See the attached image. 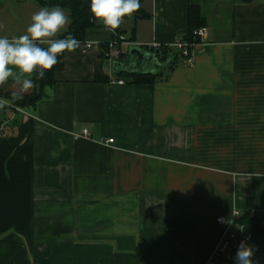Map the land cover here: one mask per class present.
<instances>
[{"label": "crops", "instance_id": "obj_1", "mask_svg": "<svg viewBox=\"0 0 264 264\" xmlns=\"http://www.w3.org/2000/svg\"><path fill=\"white\" fill-rule=\"evenodd\" d=\"M191 3L208 29L194 63L131 83L130 46L154 54L137 70L156 72L153 47L176 49ZM140 4L150 18L88 29L102 47L65 52L35 108L0 109V264H206L219 216L264 218V0ZM42 7L0 0V36L25 34Z\"/></svg>", "mask_w": 264, "mask_h": 264}, {"label": "clouds", "instance_id": "obj_2", "mask_svg": "<svg viewBox=\"0 0 264 264\" xmlns=\"http://www.w3.org/2000/svg\"><path fill=\"white\" fill-rule=\"evenodd\" d=\"M140 7V0H91L89 10L94 21L115 30ZM70 24V16L61 6H45L32 15L25 34L11 39L0 36V88L7 85L11 89L12 101L23 100L29 90L37 87L35 81L42 80L57 65L60 54L80 48V40L71 33L64 38L57 36ZM8 103V99L0 97V109ZM255 251L242 240L235 264H259L253 259Z\"/></svg>", "mask_w": 264, "mask_h": 264}, {"label": "trees", "instance_id": "obj_3", "mask_svg": "<svg viewBox=\"0 0 264 264\" xmlns=\"http://www.w3.org/2000/svg\"><path fill=\"white\" fill-rule=\"evenodd\" d=\"M43 7L56 6L59 5L62 8L70 10V19L71 24L69 27L62 32L58 38H64L66 35L71 33L78 40L84 41L86 31L96 25V21L93 20L90 13V2L91 0H36ZM252 1V0H244ZM135 20L150 18L151 14L143 9H139L134 13ZM189 28L187 33V40L189 52H192V44L199 43L200 40L193 39V32L197 28L206 26V19L202 13L201 6L198 3H191L189 7V16H188ZM136 26L132 29V38L135 37ZM120 35V34H119ZM191 45V46H190ZM176 49H173L170 46H159L154 48L156 58L158 59V67L156 72H130L123 74L131 83L147 85L153 84L158 80L165 79L171 74L172 71L179 65L180 60L184 59L185 56L182 54V51L174 46ZM108 50V45L106 46ZM64 53L58 56V63L53 67V69L46 72L45 77L42 80H36L35 84L37 87L29 93L25 94L23 100L12 101L11 100V91L3 92L0 91V97L6 98L9 100L10 107H36L37 103L43 98L44 89L47 86H50L56 82L55 74L57 71L63 69V59ZM106 80V79H105ZM1 124V122H0ZM240 222L245 223L249 231L253 234L252 243L249 244L256 249L253 259L258 260L259 264H264V222L263 218L255 213L251 214V211L243 212Z\"/></svg>", "mask_w": 264, "mask_h": 264}, {"label": "built area", "instance_id": "obj_4", "mask_svg": "<svg viewBox=\"0 0 264 264\" xmlns=\"http://www.w3.org/2000/svg\"><path fill=\"white\" fill-rule=\"evenodd\" d=\"M208 35V29L206 27H200L194 30L193 32V39L200 40V42L206 38ZM128 41L123 35H117L112 42L108 44V54H116L118 52L117 46L122 43ZM83 45V50L88 51L94 47H102L100 43H93V42H81ZM194 43L192 46H195ZM182 54L185 56V62L187 65H192L194 63V59L192 53L189 52L188 43L186 40L182 39L179 40L176 44ZM191 46V45H190ZM159 47V45L154 46ZM112 50V52H110ZM2 128L0 127V135H1ZM83 135L88 134V129L83 130ZM114 142V139L111 138L108 140V143ZM256 212L251 211V214L254 215ZM243 212L241 210H234L231 217L219 216L217 218V222L223 226L224 234L216 246L212 256L209 258L206 264H235V254L237 252L238 246L240 242L243 240L247 244H251L253 240V234L249 231L247 225L245 223L240 222V218ZM264 222V218H263Z\"/></svg>", "mask_w": 264, "mask_h": 264}, {"label": "water", "instance_id": "obj_5", "mask_svg": "<svg viewBox=\"0 0 264 264\" xmlns=\"http://www.w3.org/2000/svg\"><path fill=\"white\" fill-rule=\"evenodd\" d=\"M127 18V17H125ZM187 35L183 37L184 40H187ZM129 61L127 63L121 64V67L124 70H127L129 72H139L138 69V64L142 59H150L154 57L153 53H149L140 47H136L134 45L130 46L129 51Z\"/></svg>", "mask_w": 264, "mask_h": 264}]
</instances>
